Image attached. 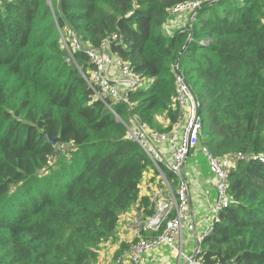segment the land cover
I'll return each instance as SVG.
<instances>
[{
	"label": "trees",
	"instance_id": "1",
	"mask_svg": "<svg viewBox=\"0 0 264 264\" xmlns=\"http://www.w3.org/2000/svg\"><path fill=\"white\" fill-rule=\"evenodd\" d=\"M189 1L0 0V264H93L122 213H153L141 184L156 171L128 125L172 128L178 73L202 94L203 144L244 157L200 259L264 264V0H198L187 27L169 29ZM61 30L95 46L121 36L112 51L142 79L129 104L115 114L94 97L88 56L74 54L83 74Z\"/></svg>",
	"mask_w": 264,
	"mask_h": 264
},
{
	"label": "built area",
	"instance_id": "2",
	"mask_svg": "<svg viewBox=\"0 0 264 264\" xmlns=\"http://www.w3.org/2000/svg\"><path fill=\"white\" fill-rule=\"evenodd\" d=\"M200 6L201 2L198 0L189 1L174 6L171 13L177 15L186 12L194 18ZM61 38L71 59L75 60L74 54L77 51L87 54L90 66L88 67L89 75H85V79L92 88L96 99L101 100L115 114L113 103L129 104V93L136 89L142 79L137 72L133 71L130 63L123 61L113 53L112 44L121 40L120 35L113 34L107 37L99 46L83 42L75 31H70L67 39L63 36ZM112 65L116 66L126 83V87L122 90L118 89L110 72ZM77 67L80 68L79 64ZM174 68L176 71L179 70L177 62L174 64ZM176 86L177 103L181 111L172 129L159 132L144 123L128 125V137L139 143L142 150L151 159L155 171L164 175L165 178L168 177L166 170H170L174 174L180 173L191 151L201 143L203 144V121L199 98L194 95L195 93L181 73L177 74ZM190 90L193 96L197 98L191 113L186 114L182 108L189 102L188 93ZM203 146V153L209 154L211 173L217 182L215 187L216 199L213 204L215 215L208 225L210 229H213L221 213L231 203L229 199V175L238 168L240 160L244 157L238 153L234 157L220 158L211 155L208 147L204 144ZM190 201L188 189L183 184L176 191L169 184L164 188L154 186L149 195L147 206L149 210H153V213L142 217L138 223V227L149 235L139 237V240L134 242L130 249L128 248L129 250H124L122 254L117 256L116 264H144L147 258L149 262H155L157 260L155 253H158L164 246L177 253L178 264H181V260H184L185 264H207L199 256L203 253L201 244L204 237H199L196 240L192 253H187L184 248L185 242L182 239L184 230H192L197 226L191 213ZM171 215L175 216L170 219Z\"/></svg>",
	"mask_w": 264,
	"mask_h": 264
},
{
	"label": "crops",
	"instance_id": "3",
	"mask_svg": "<svg viewBox=\"0 0 264 264\" xmlns=\"http://www.w3.org/2000/svg\"><path fill=\"white\" fill-rule=\"evenodd\" d=\"M171 26L172 28L177 27L176 24H173ZM178 27H181V25H178ZM110 72L112 73V77L115 79V82L119 85V87L121 89H124L126 87V83L124 82V79L118 72V69L116 68V66L112 65V67L110 68ZM163 147H166V145H163ZM194 151L199 153L198 148L191 151L185 163L183 173L190 184L191 213L193 215V218L196 221L198 233H202L203 231L207 229L209 222L213 218L212 208H213V204L216 199V188L214 185V177L210 171L211 169L208 165L209 161L206 155L204 153H201L203 155L202 157L203 159L201 160V157H199ZM154 176H156V174L154 170L152 169L145 175V177L142 180V184H141V195L149 197L155 185V181L158 180L157 176H156V179H154L155 178ZM145 210L146 208L141 207L140 204H136L132 206L129 210L121 214V220H120L119 226L121 225V222L125 220L134 219L135 221V218L138 215H139L138 219L140 221L142 217L145 216L144 214ZM118 229L119 227L117 228V232H118ZM135 229L136 230L134 232V238L146 237L149 235L146 232H144L142 229H138V226ZM122 231L125 232L124 234L125 238H127L126 233L129 232L130 234L131 232L129 228L123 226V223H122ZM193 234H194V238H193ZM196 234L197 233H191L188 235V238L191 237L195 240ZM190 242L191 240L189 241V243L186 242L189 245H187V248L185 249L186 252L189 254L191 251ZM118 244H120V241L116 240L113 245V247L114 246L115 247L112 249V251L119 248V247L117 248ZM155 254L157 255V260L155 262H149V259L147 258L144 264H178L179 262L177 253L171 251L166 246L161 247L158 253H155ZM111 256L112 255H110L107 258H111ZM181 264H185V261L181 260Z\"/></svg>",
	"mask_w": 264,
	"mask_h": 264
},
{
	"label": "rangeland",
	"instance_id": "4",
	"mask_svg": "<svg viewBox=\"0 0 264 264\" xmlns=\"http://www.w3.org/2000/svg\"><path fill=\"white\" fill-rule=\"evenodd\" d=\"M174 21H177L176 22V25H182V26H186L187 27V25H188V21H189V15L188 14H183V15H180V16H177V17H174ZM169 29H171V25H170V27H169ZM68 33V32H67ZM67 33L66 32H64L63 30H61L60 31V34H61V37L63 36V37H65L66 39H67ZM69 34V33H68ZM65 49V48H64ZM66 50V49H65ZM67 51V50H66ZM184 57H185V55H184ZM67 60L70 62V63H73V64H75L76 66H77V64H79L78 62H77V60L75 61L74 59H71L70 57H69V55L67 56ZM186 62V61H185ZM184 62V63H185ZM79 66H80V64H79ZM81 68V69H80ZM80 68H78L79 70H81L82 72H83V70H82V67L80 66ZM83 74H84V72H83ZM117 86H118V89L119 90H122L120 87H119V85L117 84ZM198 91V90H197ZM195 95V94H194ZM198 95H199V98L202 100V94H200L199 92H198ZM198 97V96H197ZM197 97H194L193 96V94L191 93V90L189 91V93H188V104L185 106V107H183L182 108V111H184V112H186V114H189V113H191V111H192V109H193V106H194V102H195V99L197 98ZM203 110V109H202ZM180 111H181V109L179 110V115H180ZM201 113H202V111H201ZM179 115H178V118H179ZM164 123L166 122L165 120H166V118H163V119H161ZM138 143V142H137ZM139 144V143H138ZM201 145H202V143L200 144V145H198L195 149H199V153H197V152H195V151H197V150H195L194 152L199 156V157H201V160L203 159L202 157H203V155L201 154L202 152H201ZM194 153V154H195ZM209 165V164H208ZM210 167V166H209ZM177 182H178V177H176L175 179H174V181H173V183H174V186H176V184H177ZM138 217H139V215L135 218V221H134V219H131V220H125V221H123V222H121V225L119 226V229H118V232H117V237L116 238H111L110 239V241H109V243H108V245L107 246H104V248L103 249H101V250H99V256H98V259H97V261L95 262V263H93V264H115L116 263V259H117V256H119L120 254H122L123 252H124V250H129L130 249V247H131V245L134 243V242H136L137 240H139L138 238H134V232H135V228H137V226H138V223H139V219H138ZM122 223H123V226H125V227H127V228H129L130 230H131V232H130V234H129V232H127L126 233V235H127V238H125L124 237V234H125V232L124 231H122ZM120 224V223H119ZM135 227V228H134ZM138 229H141V228H139L138 227ZM189 234H191L190 232H185L184 233V242H185V247L187 248V245H189V244H187L186 242H188L189 243V241L191 240V242H190V248H192L193 246H195V244H196V240H194L193 238H194V234H193V238H188V235ZM146 235V234H145ZM116 240H118V241H120V244H121V246H120V244H118V246H117V248L118 249H116V250H114V251H112V249L115 247H113V245H114V243H115V241ZM195 241V242H194ZM111 248V249H110ZM129 248V249H128ZM108 253H110V254H108ZM190 253H192V250L190 251ZM110 255H112L111 256V258H107V257H109Z\"/></svg>",
	"mask_w": 264,
	"mask_h": 264
},
{
	"label": "bare ground",
	"instance_id": "5",
	"mask_svg": "<svg viewBox=\"0 0 264 264\" xmlns=\"http://www.w3.org/2000/svg\"><path fill=\"white\" fill-rule=\"evenodd\" d=\"M190 17V16H189ZM173 127V126H172ZM172 129V128H171ZM170 130V129H169ZM157 131H159V130H157ZM159 132H165V131H159ZM203 148H204V146H203V144L201 145V151H202V153H203ZM211 155H213V156H215L211 151L209 152ZM190 155V154H189ZM189 155H188V157H189ZM206 155V157H207V159H208V161H209V154H205ZM188 157H187V159H188ZM187 161V160H186ZM209 166H210V163H209ZM184 169V168H183ZM176 175V177H178V182H177V184H176V186H174V183H173V181H174V179H171L170 177H166L165 178V176L164 175H162L161 173H159V172H156V176H157V178H158V180H156L155 181V185L154 186H157V187H166L167 186V184H169L175 191L176 190H178L180 187H181V185L183 184V185H185L186 187H187V189H188V195H189V197H190V199H191V190H190V184H189V181L187 180V178L185 177V175H184V173H183V170L180 172V173H178V174H175ZM214 185H215V187H216V185H217V182H216V178L214 177ZM215 215V211H214V208H212V216H214ZM175 215H171V217H170V219L171 218H173ZM214 230H215V227L213 228V229H210L209 228V226L207 227V229L205 230V231H203L202 233H198V230H197V226H196V228L195 229H192V230H189V229H186V230H184V232H183V234H182V239L184 240V233L185 232H190V233H197L196 234V236H195V240H197L199 237H204V239L206 238V237H208L209 235H211L213 232H214ZM184 246H186V245H184ZM185 249H186V247H184ZM194 248H195V246H193L192 248H191V250H192V252H193V250H194Z\"/></svg>",
	"mask_w": 264,
	"mask_h": 264
},
{
	"label": "water",
	"instance_id": "6",
	"mask_svg": "<svg viewBox=\"0 0 264 264\" xmlns=\"http://www.w3.org/2000/svg\"><path fill=\"white\" fill-rule=\"evenodd\" d=\"M183 51H181V53H182ZM49 141L51 142V143H53V144H55L56 143V140L55 139H49ZM190 203H191V201H190Z\"/></svg>",
	"mask_w": 264,
	"mask_h": 264
}]
</instances>
